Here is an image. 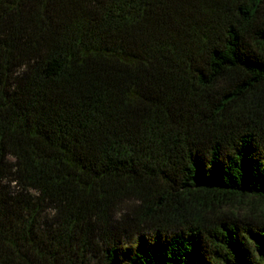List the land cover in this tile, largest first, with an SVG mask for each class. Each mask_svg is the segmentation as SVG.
Segmentation results:
<instances>
[{
    "label": "trees",
    "instance_id": "16d2710c",
    "mask_svg": "<svg viewBox=\"0 0 264 264\" xmlns=\"http://www.w3.org/2000/svg\"><path fill=\"white\" fill-rule=\"evenodd\" d=\"M242 196L264 0H0V264H264V225L215 215Z\"/></svg>",
    "mask_w": 264,
    "mask_h": 264
},
{
    "label": "rangeland",
    "instance_id": "374dc122",
    "mask_svg": "<svg viewBox=\"0 0 264 264\" xmlns=\"http://www.w3.org/2000/svg\"><path fill=\"white\" fill-rule=\"evenodd\" d=\"M135 202L126 200L119 203L116 207V218L113 221L114 226H130L132 223V208L135 206ZM216 216L225 217L228 219H236L238 225L249 227L252 231L256 232L258 227L264 225V200L255 196H242L232 200L229 204H226L219 208L215 212ZM252 233L247 235L246 248L253 254L255 258L257 252L253 248ZM123 245L129 244V239L122 240Z\"/></svg>",
    "mask_w": 264,
    "mask_h": 264
}]
</instances>
